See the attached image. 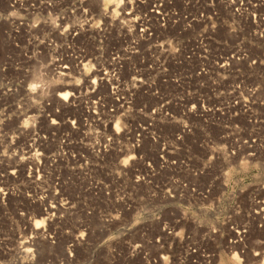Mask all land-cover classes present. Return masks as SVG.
<instances>
[{
    "label": "rangeland",
    "instance_id": "1",
    "mask_svg": "<svg viewBox=\"0 0 264 264\" xmlns=\"http://www.w3.org/2000/svg\"><path fill=\"white\" fill-rule=\"evenodd\" d=\"M154 1L0 0V264H264V0H241L242 33L215 30L230 47L255 46L259 77L242 82L257 88L251 98L221 69L200 76L210 11L229 16L240 0H171L157 18ZM251 11L259 41L246 34ZM96 94L115 112L106 127L83 125ZM121 105L140 125L157 109L154 140L141 133L132 147ZM55 109L74 127H48Z\"/></svg>",
    "mask_w": 264,
    "mask_h": 264
},
{
    "label": "bare ground",
    "instance_id": "2",
    "mask_svg": "<svg viewBox=\"0 0 264 264\" xmlns=\"http://www.w3.org/2000/svg\"><path fill=\"white\" fill-rule=\"evenodd\" d=\"M106 1H110V0H104ZM136 3V7H138L139 5H143L145 3L146 0H132ZM228 1V0H227ZM235 0H232L231 2L234 3ZM156 1L153 2L152 4V9L150 10L151 13H154L155 17L157 18L158 16H161V13L159 12V10L163 7H168L170 8L172 2L171 0H160L158 4L155 3ZM234 9L233 11H228L227 13H229V16L225 15V14H219L217 11L215 10H211L209 13V17L208 20L211 23V27H210V31L208 36L205 38V41L207 43V45L204 47V54H205V60L208 61V66L209 69L205 70L204 68L201 69L202 73L200 76L206 77L209 80H212V71L215 69H221L223 72V77L221 78V80L223 82H228L229 77L230 78H234L237 79L239 82L237 83V85H232L231 89L233 90V92H235L237 95L241 94V92H244L243 89L246 90V95L248 97H253L256 94L257 88L256 87H251V86H247L246 88H244L243 85V81L246 80H250V77L252 79H256L259 77V74L256 72L255 67H256V59L255 58H250V57H255L254 54H252L250 52L251 49H254L255 46L252 44L249 46V49H243L241 48V42H236L233 46L234 47H230V43L227 42L226 40L224 41H220L217 39V36L215 34V30L218 28H228L230 30V26L232 25L231 23H236V27H233L232 30L230 31L229 34L235 35L236 33H242L243 29H242V17H243V10H242V6L243 3L242 1H237L236 3L233 4ZM258 6V5H257ZM261 6V5H259ZM172 15H174V20L171 23H167V25H164L163 23L161 24L160 29H166L167 27H173V24L176 22V20L180 19V13L177 14V17H175L176 13H172ZM264 15V14H263ZM258 22H260V15H256L255 12L251 11L248 14H245L244 17V23L250 26V30L247 31V36L250 39H253L255 41H259L258 39L262 37L261 35V31L259 30V26H258ZM144 24H147L145 22L142 21V19H140L139 23L137 21H132V26H131V30L133 32H135L136 34H138V36L145 34L146 31L148 30L147 27L144 26ZM126 29L129 30V27H127ZM237 48V53L232 52L233 49ZM121 59L117 56V52H115L113 58L111 59V64L110 66H112V72L114 73L113 75V80L117 81L118 80V74L120 71H122V65H121ZM233 64H238V65H246L247 67V71L242 72L239 68L233 67ZM66 67H63V69H65ZM96 73H98V77L99 80H105V77H108V73L105 72L104 69H95ZM41 73H35L33 74V79L37 80L39 79V76L41 77V75H39ZM58 76L56 77H61L64 76L63 74H61V72L59 71L57 73ZM43 76V75H42ZM226 83H223L222 85V93L224 94V90L226 89ZM35 86V84H34ZM214 87H216V89H218V85H214ZM33 88V85L32 87ZM30 88V89H31ZM36 88V86H35ZM34 88V89H35ZM59 93L58 97H60V99L62 100H66V98L68 97V91L67 88H60L57 89ZM213 92V90H212ZM65 102V101H64ZM245 102H247V100H245ZM102 101L100 98V95L96 94V98L93 101V104L95 105L94 107H89L87 108L84 113L81 115L83 116V125H87V127H91V123L95 124V125H99V126H103L106 127L107 125H109L110 121L109 118L113 117V115L115 114V112L113 110L107 109L106 107H103L101 105ZM122 108L121 113L119 114V116H124V122L123 124H121L120 122H117L114 127L116 128L117 126H119L121 124V126H119V132L121 130V128L123 127L124 131H129V134H131V142H132V147L139 146V142L140 139L142 138V134L145 133L148 138L153 139L154 133H150L149 130H151L152 125L150 123V121L153 120L154 115L157 113V109L152 108L148 111V114L146 116L147 122L144 123L143 125H140L138 123H134L131 119L130 121H128V117H126L124 115V113H127L128 111H130L128 106H120ZM60 111L57 109H55L54 111L52 110L50 113L45 114V120L48 124V127H50L51 129H59L61 126H66L68 128H73L75 121L74 119L70 120L69 117H66V115H62V117H60ZM116 116V117H119ZM105 117H108V121ZM165 117H169V118H174L171 114H168L165 111ZM132 129V131L130 132V130ZM186 127H183L181 133H184ZM117 132V131H116ZM142 133V134H141ZM180 133H177L176 135H174V140L177 142H180ZM51 136H54L53 134H51ZM41 139L45 140V137H41ZM65 139V140H64ZM67 140V135H61L60 137V142L64 143ZM110 138L109 137H103V143L100 144L98 146L99 150H103L105 151V146L110 142ZM159 159H163V154H160ZM262 210L264 211V208H262ZM263 222H264V217L262 218ZM43 220H35L34 225L37 227ZM111 223V220H105V222H103L104 224H109ZM229 229L231 231L234 230V227L230 226ZM163 231H168V229L166 228L165 225H163L162 227ZM44 231V230H43ZM243 232V230H242ZM234 233L237 235V237L239 238L242 235H240V233L238 231H234ZM48 239L50 240L51 237L48 236ZM240 240V239H239ZM26 247H24V251L26 252ZM135 252L134 248H131V252H130V257H133V253ZM143 257L146 258V254L143 253ZM236 262V259L234 258V264Z\"/></svg>",
    "mask_w": 264,
    "mask_h": 264
}]
</instances>
